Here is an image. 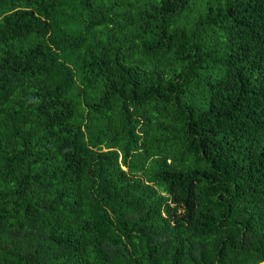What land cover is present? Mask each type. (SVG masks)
Returning a JSON list of instances; mask_svg holds the SVG:
<instances>
[{"label": "trees", "instance_id": "obj_1", "mask_svg": "<svg viewBox=\"0 0 264 264\" xmlns=\"http://www.w3.org/2000/svg\"><path fill=\"white\" fill-rule=\"evenodd\" d=\"M264 260V0H0V264Z\"/></svg>", "mask_w": 264, "mask_h": 264}, {"label": "water", "instance_id": "obj_2", "mask_svg": "<svg viewBox=\"0 0 264 264\" xmlns=\"http://www.w3.org/2000/svg\"><path fill=\"white\" fill-rule=\"evenodd\" d=\"M254 264V263H253ZM255 264H264V260L263 261H260V262H257Z\"/></svg>", "mask_w": 264, "mask_h": 264}]
</instances>
